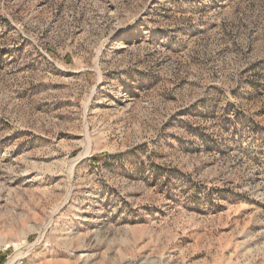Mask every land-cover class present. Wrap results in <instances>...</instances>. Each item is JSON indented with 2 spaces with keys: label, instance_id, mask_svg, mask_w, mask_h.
Here are the masks:
<instances>
[{
  "label": "rangeland",
  "instance_id": "1",
  "mask_svg": "<svg viewBox=\"0 0 264 264\" xmlns=\"http://www.w3.org/2000/svg\"><path fill=\"white\" fill-rule=\"evenodd\" d=\"M0 253L264 264V0H0Z\"/></svg>",
  "mask_w": 264,
  "mask_h": 264
},
{
  "label": "built area",
  "instance_id": "2",
  "mask_svg": "<svg viewBox=\"0 0 264 264\" xmlns=\"http://www.w3.org/2000/svg\"><path fill=\"white\" fill-rule=\"evenodd\" d=\"M22 258H13V259H10V257L9 258H7V261H6V263L5 264H22Z\"/></svg>",
  "mask_w": 264,
  "mask_h": 264
},
{
  "label": "bare ground",
  "instance_id": "3",
  "mask_svg": "<svg viewBox=\"0 0 264 264\" xmlns=\"http://www.w3.org/2000/svg\"><path fill=\"white\" fill-rule=\"evenodd\" d=\"M44 230H45V229H44ZM41 234H42L41 236H43L44 233L42 232ZM40 238H41V237H40ZM40 238H39V239H40ZM18 255H19V254H18Z\"/></svg>",
  "mask_w": 264,
  "mask_h": 264
},
{
  "label": "trees",
  "instance_id": "4",
  "mask_svg": "<svg viewBox=\"0 0 264 264\" xmlns=\"http://www.w3.org/2000/svg\"><path fill=\"white\" fill-rule=\"evenodd\" d=\"M7 251H8V250H7ZM7 251H6V252H7ZM0 256H3V255L0 253Z\"/></svg>",
  "mask_w": 264,
  "mask_h": 264
}]
</instances>
